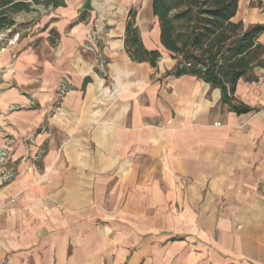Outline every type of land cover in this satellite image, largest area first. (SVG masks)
Listing matches in <instances>:
<instances>
[{"label": "crops", "instance_id": "0c3cea01", "mask_svg": "<svg viewBox=\"0 0 264 264\" xmlns=\"http://www.w3.org/2000/svg\"><path fill=\"white\" fill-rule=\"evenodd\" d=\"M258 1L232 21L264 24ZM63 2L0 50V264H162L161 247L185 248L175 264H264V67L237 81L251 110L236 113L175 74L152 0ZM130 9L155 67L126 52Z\"/></svg>", "mask_w": 264, "mask_h": 264}, {"label": "trees", "instance_id": "16d2710c", "mask_svg": "<svg viewBox=\"0 0 264 264\" xmlns=\"http://www.w3.org/2000/svg\"><path fill=\"white\" fill-rule=\"evenodd\" d=\"M238 0H152L157 17L161 45L176 59L177 75L192 74L219 87L222 100L236 113L251 108L234 101L237 81L256 80L254 69L264 67V46L258 35L264 24L244 28L232 21ZM34 4L63 5V0H0V31L15 25L14 14L31 11ZM264 8V0L258 1ZM135 11L130 9L125 25L124 47L134 61L155 67L161 53L147 49L135 24ZM18 33V32H17Z\"/></svg>", "mask_w": 264, "mask_h": 264}, {"label": "rangeland", "instance_id": "374dc122", "mask_svg": "<svg viewBox=\"0 0 264 264\" xmlns=\"http://www.w3.org/2000/svg\"><path fill=\"white\" fill-rule=\"evenodd\" d=\"M45 8L46 6L42 4H34L31 11H21L14 14L15 25L10 29L0 31V50L3 47L22 43L31 32H33V34H36L40 29V27L36 26V24ZM161 50L164 51L162 48ZM165 51L168 55L172 56L169 51ZM101 64L102 67L105 65L104 63ZM260 233L263 234L264 231H260ZM160 249L161 251H158L159 263L167 264V262L170 261V264H175L176 261L182 262L183 260H188L189 253L183 247H176L174 249L173 247L169 249L161 247ZM261 253L264 255V252L261 251ZM152 255L153 252L152 254L148 255V258H150L151 260L153 259ZM220 255L224 258L227 257V255L224 253H220Z\"/></svg>", "mask_w": 264, "mask_h": 264}, {"label": "built area", "instance_id": "2783aa9c", "mask_svg": "<svg viewBox=\"0 0 264 264\" xmlns=\"http://www.w3.org/2000/svg\"><path fill=\"white\" fill-rule=\"evenodd\" d=\"M64 92V89L62 88L60 90V94H62ZM15 107L11 106L10 109H13ZM215 124H219L218 122H215ZM6 137L9 136L8 138V143L11 142V136H12V133L9 132V131H6ZM8 143L5 144V145H0V167L2 164L5 163L7 157H8ZM12 173L10 172H2L0 173V184L7 181L10 177H11Z\"/></svg>", "mask_w": 264, "mask_h": 264}]
</instances>
